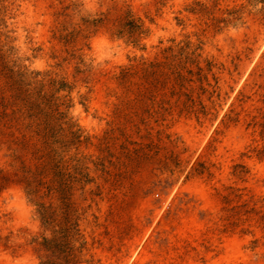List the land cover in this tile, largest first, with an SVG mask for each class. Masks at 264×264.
I'll list each match as a JSON object with an SVG mask.
<instances>
[{"label": "rangeland", "instance_id": "374dc122", "mask_svg": "<svg viewBox=\"0 0 264 264\" xmlns=\"http://www.w3.org/2000/svg\"><path fill=\"white\" fill-rule=\"evenodd\" d=\"M263 7L0 0V264H264Z\"/></svg>", "mask_w": 264, "mask_h": 264}, {"label": "trees", "instance_id": "16d2710c", "mask_svg": "<svg viewBox=\"0 0 264 264\" xmlns=\"http://www.w3.org/2000/svg\"><path fill=\"white\" fill-rule=\"evenodd\" d=\"M249 1H254V2H261L263 5H264V0H249ZM263 11H264V7H263ZM237 12L235 11V12H230V16H234L235 14H236ZM46 219L48 220L49 219V217H46ZM54 251H57V249H54ZM53 251V252H54ZM58 251H60V250H58ZM63 251V250H62ZM65 252V251H64ZM71 255V253H68L67 255H66V257H64L65 259H64V263H56V264H65V263H68L69 261H68V257ZM47 264H49V263H47Z\"/></svg>", "mask_w": 264, "mask_h": 264}]
</instances>
